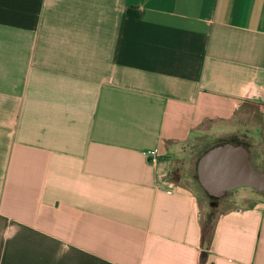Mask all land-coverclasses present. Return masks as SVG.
I'll return each mask as SVG.
<instances>
[{"label": "crops", "instance_id": "1", "mask_svg": "<svg viewBox=\"0 0 264 264\" xmlns=\"http://www.w3.org/2000/svg\"><path fill=\"white\" fill-rule=\"evenodd\" d=\"M243 118L264 0H0V264H264V200L182 167Z\"/></svg>", "mask_w": 264, "mask_h": 264}, {"label": "water", "instance_id": "2", "mask_svg": "<svg viewBox=\"0 0 264 264\" xmlns=\"http://www.w3.org/2000/svg\"><path fill=\"white\" fill-rule=\"evenodd\" d=\"M197 179L213 196L240 186L264 191V170L258 169L242 143L226 141L208 148L196 163Z\"/></svg>", "mask_w": 264, "mask_h": 264}, {"label": "rangeland", "instance_id": "3", "mask_svg": "<svg viewBox=\"0 0 264 264\" xmlns=\"http://www.w3.org/2000/svg\"><path fill=\"white\" fill-rule=\"evenodd\" d=\"M250 106L253 107V104ZM240 119V118H239ZM242 122L236 123L238 130L234 131L235 127H231L226 130H203L200 135L195 139V147H189L188 157L183 160L182 167L185 177V182L189 184L192 189L198 194H202V197L206 196V192H202L201 184L197 179L196 161L208 148L213 144L223 143L226 141H233L235 143H243L249 150L250 158L253 164L261 170H264V137L257 132L259 130L257 126L253 125L249 120L245 118L241 119ZM234 123V121L232 122ZM232 123L228 125L231 126ZM221 124V123H218ZM208 133V134H207ZM236 190L244 192L246 196H252L264 200V191L257 190L251 186L239 187ZM204 195V196H203ZM207 202L206 200H203ZM20 246V244H19Z\"/></svg>", "mask_w": 264, "mask_h": 264}]
</instances>
